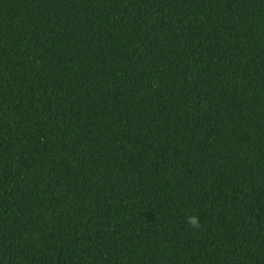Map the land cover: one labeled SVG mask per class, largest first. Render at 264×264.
<instances>
[{
	"label": "trees",
	"instance_id": "16d2710c",
	"mask_svg": "<svg viewBox=\"0 0 264 264\" xmlns=\"http://www.w3.org/2000/svg\"><path fill=\"white\" fill-rule=\"evenodd\" d=\"M0 264H264V0H0Z\"/></svg>",
	"mask_w": 264,
	"mask_h": 264
},
{
	"label": "clouds",
	"instance_id": "9594fccd",
	"mask_svg": "<svg viewBox=\"0 0 264 264\" xmlns=\"http://www.w3.org/2000/svg\"><path fill=\"white\" fill-rule=\"evenodd\" d=\"M188 223L193 227H198L197 218L196 217H189Z\"/></svg>",
	"mask_w": 264,
	"mask_h": 264
}]
</instances>
